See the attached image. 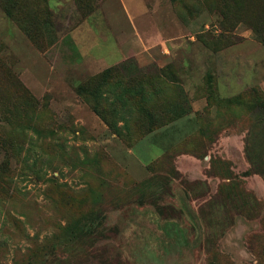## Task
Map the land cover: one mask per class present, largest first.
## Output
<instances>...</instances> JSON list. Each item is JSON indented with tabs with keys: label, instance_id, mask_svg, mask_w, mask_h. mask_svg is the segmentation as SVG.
<instances>
[{
	"label": "rangeland",
	"instance_id": "obj_1",
	"mask_svg": "<svg viewBox=\"0 0 264 264\" xmlns=\"http://www.w3.org/2000/svg\"><path fill=\"white\" fill-rule=\"evenodd\" d=\"M216 1L18 0L34 41L0 5V264H264V43ZM112 67L105 108L163 73L185 114L116 135L76 90Z\"/></svg>",
	"mask_w": 264,
	"mask_h": 264
},
{
	"label": "trees",
	"instance_id": "obj_2",
	"mask_svg": "<svg viewBox=\"0 0 264 264\" xmlns=\"http://www.w3.org/2000/svg\"><path fill=\"white\" fill-rule=\"evenodd\" d=\"M0 5L5 13L34 41L35 35L32 34L30 28H38L40 26L39 13L29 14L23 13V10H21L23 14H16L18 10L17 6L19 5L18 0H0ZM242 6V3L238 2V0H218L212 7L223 15L225 21H227L228 16L236 21L246 20L252 26L253 32L257 36H261V43H264V6L260 10L243 9ZM45 13V22L47 23L50 21V15L47 10ZM241 13H245V15ZM119 74V67L108 68L102 73L89 78L83 85L76 86L77 93L85 95L84 97L86 98H91L93 111L116 135L120 137L128 136L122 134L123 127L117 124V121H120V116L123 115L119 113V106L128 109L127 116L130 119L126 121L125 118H122V121L128 124V129L134 128L135 131L142 132L143 134L151 133L185 114V111L178 112L177 107L174 110L163 109L155 103V100L150 102L147 97V89L151 91L152 95L158 96L159 92L157 90H159V87L157 81H162V78L166 77V74L164 76L163 73L158 75L155 82L134 83L130 88L131 90L127 87V90L124 91L114 92L109 90V92H105V96L108 93V97L113 99L110 107L105 108L98 101L100 91L111 86L112 80L116 76H119ZM106 100H108L107 97ZM256 102L262 101L256 100ZM132 107L138 111H131ZM11 172L7 164L0 165V191L8 193L16 189L14 175ZM46 248L47 246L41 247L39 252H42Z\"/></svg>",
	"mask_w": 264,
	"mask_h": 264
}]
</instances>
